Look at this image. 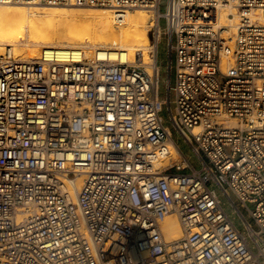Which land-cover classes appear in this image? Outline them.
<instances>
[{
  "label": "built area",
  "instance_id": "built-area-1",
  "mask_svg": "<svg viewBox=\"0 0 264 264\" xmlns=\"http://www.w3.org/2000/svg\"><path fill=\"white\" fill-rule=\"evenodd\" d=\"M162 1L0 0L147 9L153 56L149 73L99 53L0 54V264H264V0ZM171 213L184 234L167 241Z\"/></svg>",
  "mask_w": 264,
  "mask_h": 264
},
{
  "label": "bare ground",
  "instance_id": "bare-ground-1",
  "mask_svg": "<svg viewBox=\"0 0 264 264\" xmlns=\"http://www.w3.org/2000/svg\"><path fill=\"white\" fill-rule=\"evenodd\" d=\"M148 11L140 8L132 12L113 6H54L39 13L32 8L6 4V8L0 7V41L13 45L15 55L22 59H37L44 50L56 48L62 59L80 60L84 55L91 57L99 53L114 61L144 64L151 73ZM230 12L234 17L229 16ZM261 20L264 22V17ZM219 21L228 26L225 36L232 37L238 23L237 10L221 9ZM178 152L172 144L171 153L177 161L181 160ZM161 226L167 241L183 237V228L175 213L167 215Z\"/></svg>",
  "mask_w": 264,
  "mask_h": 264
},
{
  "label": "rangeland",
  "instance_id": "rangeland-1",
  "mask_svg": "<svg viewBox=\"0 0 264 264\" xmlns=\"http://www.w3.org/2000/svg\"><path fill=\"white\" fill-rule=\"evenodd\" d=\"M9 5L21 6V7H24V8H32V10L33 9L37 10V11H39V13L40 12L41 13L44 12L49 7L50 8L54 7V6H45V5L44 6L34 5V6H37V7H33L32 5H22V4H9ZM70 6L71 5H59V6H55V7H70ZM0 7L6 8V4H3V5L0 4ZM83 7H90V6H83ZM138 9H140V7L130 8L129 10L132 11V12H136ZM164 9H165V0L162 1L161 11H164ZM148 12L150 14V20H151L152 13L150 11H148ZM38 16L41 17L40 14ZM160 24H161L162 28L165 29L166 22H165L164 18L160 21ZM150 42H151V39H150ZM2 44L3 43L0 41V54L3 53L6 50L7 47H12L13 46V45H10V44L6 45L5 43L3 45ZM158 64L160 66V71H161L160 98L161 99H167L168 98V89H167V80H168V47H167V36H166V34L163 35L161 43L159 44V47H158ZM163 116L166 119L167 124L172 128L173 137H174L175 141L177 142V144L180 146V148L183 150L185 155L190 159V161L192 163L195 164L196 167H201V162L199 161V159L197 158V156L195 155V153L193 152L191 147L187 144V142L184 140V138L179 133H177V131L173 128L171 120L169 119L168 106H165L164 111H163ZM252 207H254V205Z\"/></svg>",
  "mask_w": 264,
  "mask_h": 264
}]
</instances>
